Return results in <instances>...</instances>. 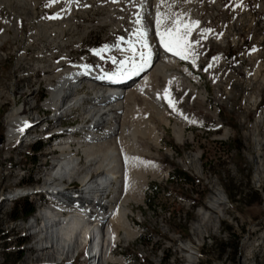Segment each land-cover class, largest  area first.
Here are the masks:
<instances>
[{"label":"rangeland","instance_id":"obj_1","mask_svg":"<svg viewBox=\"0 0 264 264\" xmlns=\"http://www.w3.org/2000/svg\"><path fill=\"white\" fill-rule=\"evenodd\" d=\"M138 1L0 0V264H52L56 260L51 250L44 256L35 251L38 237L29 235V223L36 215L13 218L19 212L17 206L26 205L25 198L37 208L39 196L2 200L17 189L42 184L52 169L54 144L68 138H46L33 144V139L41 137L34 135L40 129L37 126L28 132L26 144L14 145L7 136L8 115L16 107L32 125L39 121L45 111L44 99L50 97L47 84H54L64 59L69 68L85 60L101 74L131 63L128 52L140 29ZM190 1L158 0V5L165 10L162 33L166 24L181 32L185 26L190 29L185 37L188 46L180 50L187 58L197 57L195 64L181 62L168 69L186 73L194 92L173 86L174 109L164 103L163 114L159 113L150 94L159 99L165 86L161 74L143 85L145 95L133 94L126 107L136 110L123 113L125 127L145 121L158 141L138 138L145 198L140 204L128 205L131 226L138 235L131 242L116 239L113 255L122 264H183L177 245L192 237L199 209L212 192L219 191L228 199L226 213L220 226L216 222L204 233L197 264H264V0ZM189 17H193L191 24ZM121 49L127 50L126 56ZM101 90L88 86L79 94L90 99ZM199 94L203 100H198ZM87 107L90 104L85 103L57 124L65 130L74 121L75 129L91 125ZM135 112L139 120L132 118ZM54 125L50 124L47 134L59 130ZM173 128L183 131L180 143ZM76 137L83 141L85 135ZM36 145L39 151L33 150ZM83 146L73 143L72 149ZM79 158L82 168H87L80 151ZM186 158L194 159L191 167L185 165ZM147 162L156 163V168L148 169ZM71 187L79 185L73 182ZM40 197L39 211L49 206ZM227 244L238 249L219 255L218 248Z\"/></svg>","mask_w":264,"mask_h":264},{"label":"bare ground","instance_id":"obj_2","mask_svg":"<svg viewBox=\"0 0 264 264\" xmlns=\"http://www.w3.org/2000/svg\"><path fill=\"white\" fill-rule=\"evenodd\" d=\"M139 1V7L137 6L140 10L139 20L143 19V23H139L140 29L135 38L136 41L133 42L134 44L131 43L132 46L130 45L132 52H128V58L136 60L139 63V60L136 59L138 55H134V52L138 53V49L146 53L151 52V67L140 71L138 74H133L129 63L127 66L120 67V69L117 68L118 70L114 69L108 74H100L90 68L85 60H81L69 68L64 59L61 63L62 66L59 67L62 69V72L54 77V84H47V91L50 97L44 99V110L51 111L55 115H61L77 110V108H82L85 103H88L90 107H87L86 111L89 110L88 117L91 119L92 124L88 126L85 124L76 129H69L68 131H72V135L66 134L68 138L56 141L53 150L57 151V154L53 155L52 169L50 174L45 176L42 184L32 189H17L15 192H12L17 195L25 193L29 197L41 195L51 202L50 207L46 206L44 209L36 212V218L29 223L31 230L39 228L37 232L34 231L30 236L38 237L36 239H38L39 243L37 242L36 245L39 248L35 251L40 252L41 256H44L47 250H51V256L59 258L62 256L64 249L69 248L71 251L66 254V257H68L77 248L78 241L79 245H81L82 243L85 244V239H88L91 242L89 243L91 246L87 249V255L91 257L93 262L97 261L99 263V261L105 258V254L103 253L105 245L109 243L114 244L116 239L131 242L137 237L138 232L131 226L129 214H132V211L128 209V205L131 203L140 204L145 198V176L139 174V170L143 167V160L138 154V138L143 140L149 138L156 142L158 139L153 128L147 122L139 120L135 116L137 112L133 113L134 115L131 113L133 115L131 116L139 120L138 124H136V121L135 126L134 124L130 127L124 126L125 111L129 110L130 112L131 110L133 112V110H136L135 106L127 109L126 105L133 101V94L144 93L141 89L143 85L152 83L154 78H157L156 76H160L161 74L165 80V86L161 91L159 99L155 97V93L150 94L159 109V111L157 110L159 113H162V105L164 103L171 108L173 107L174 99L171 95L173 86L182 85L181 87L190 89L192 93L194 92L186 73L180 74L174 70L170 71L171 69L169 70L168 67L177 68L176 66L181 62L193 65L197 57L182 59L175 52L166 51L161 43V35L158 34V32L164 34L162 33L163 22L165 21L163 18L165 14L164 6L160 8L158 0ZM114 2L116 3V1ZM216 9L219 8L216 7ZM184 18L183 16L182 19ZM192 18L189 17V24L192 23ZM157 19L161 21L159 28H157L155 23ZM106 26L108 25L106 24ZM114 26H116V22ZM88 28L90 27L88 26ZM142 28L148 29L143 42L139 36ZM143 44H146L148 47L144 48ZM120 51L123 52L124 56L127 55L126 49H121ZM95 57L96 60H100L101 58L98 55H95ZM109 76H111V79H108ZM133 78L135 79L131 80ZM83 82H86L89 87L96 86L102 90L99 93L97 92L93 98H83L78 92H75L77 85H81ZM165 89L168 90L167 94H165ZM203 98L201 94L198 95V100H203ZM169 100L172 101L171 106ZM31 110H34V108ZM7 119L9 127L7 136L9 141L22 139L23 142L24 136L30 130L35 129L39 123L37 121L32 125L31 120L24 117L16 107L8 115ZM57 123L58 121L54 126H58L61 129V124ZM27 124H30V127L23 133ZM105 128L107 130L103 133L104 136H100L101 131ZM73 131L83 133L85 135L84 140H78ZM174 131V138L180 143L183 140V131L180 128L174 129ZM48 138L51 140L53 137L49 135ZM73 143H77L78 145L83 144L85 147L83 146L84 148L81 150L78 149L79 147L73 150ZM156 145L158 146L159 144L156 143ZM79 151L83 154L87 163V168L85 169L88 170L85 174V169L80 165L81 162L77 164L79 161ZM255 152L257 164L260 165L259 145L255 147ZM143 153L149 156L151 154L148 149H144ZM193 162L194 159L192 158L185 159L187 167H191L194 164ZM156 166V163H146L148 169H155ZM91 173H94L96 176L95 180H92L93 174ZM62 180H74L78 183L79 187L72 188L73 182L67 186L65 182L60 183ZM2 201L7 203L11 200L10 198H3ZM54 205H59L60 208L67 207L66 214L60 216L59 209L55 208ZM227 205L228 199L222 192L215 191L208 196L204 207H201L197 213L196 222L192 225V237L181 242V245H177V250L184 256L183 264L198 263V256L201 253L200 241L204 240V233H208L213 228L214 223L217 222L219 226L221 225ZM106 259L111 263L122 264L123 262L112 253Z\"/></svg>","mask_w":264,"mask_h":264},{"label":"snow or ice","instance_id":"obj_3","mask_svg":"<svg viewBox=\"0 0 264 264\" xmlns=\"http://www.w3.org/2000/svg\"><path fill=\"white\" fill-rule=\"evenodd\" d=\"M53 2H56V0H53ZM138 23H143V19L139 20ZM156 25L157 28H159L161 21L159 19L156 20ZM198 24V22H195ZM147 28H142L139 32V36L141 37V40L143 42V38L145 37L146 33H147ZM2 31V30H0ZM188 31H190L189 28H187V26H185L183 32H181L179 27H173L171 29H169V27L167 25H165V33L164 34H160L158 32L159 35H161V43L164 47V49L168 52H175L176 55L181 56L182 59H186L187 57H185L182 54L181 46H183L184 48H187L188 46V42L185 40V37L188 34ZM206 32L208 30H205ZM123 39V38H121ZM144 48H147L148 46L146 44H143ZM138 51V57L136 59L139 60V63H136L135 60L131 61L130 63V70L132 71L133 74H138L140 71H144L146 68L151 67V52H145L143 50H137ZM98 55L100 53H97ZM108 79H111V76L108 77ZM167 89H165V94H167ZM169 104L170 106L172 105V101L169 100Z\"/></svg>","mask_w":264,"mask_h":264},{"label":"trees","instance_id":"obj_4","mask_svg":"<svg viewBox=\"0 0 264 264\" xmlns=\"http://www.w3.org/2000/svg\"><path fill=\"white\" fill-rule=\"evenodd\" d=\"M43 99H44V97H43ZM39 149L40 148L37 145L33 146V150L34 151H39ZM24 201H25L26 205L17 206V208L19 207V212H17V214L15 216H13V218L15 220H17L20 217L29 218V217L35 215V211H36L35 206H33L32 204H29L28 200L26 198H25ZM14 211L15 210H13V212ZM237 249H238V247H233L232 245L230 246V245L227 244L226 246H220L218 248V252H219V255L222 256V255H224L227 252V250L236 251Z\"/></svg>","mask_w":264,"mask_h":264}]
</instances>
